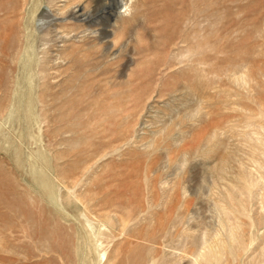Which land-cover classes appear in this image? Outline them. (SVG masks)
<instances>
[{
	"label": "rangeland",
	"instance_id": "1",
	"mask_svg": "<svg viewBox=\"0 0 264 264\" xmlns=\"http://www.w3.org/2000/svg\"><path fill=\"white\" fill-rule=\"evenodd\" d=\"M0 264H264V0H0Z\"/></svg>",
	"mask_w": 264,
	"mask_h": 264
}]
</instances>
